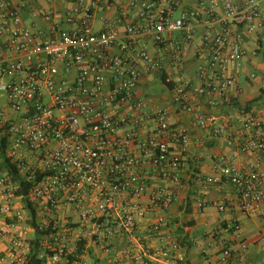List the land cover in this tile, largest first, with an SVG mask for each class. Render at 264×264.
<instances>
[{"label": "built area", "instance_id": "built-area-1", "mask_svg": "<svg viewBox=\"0 0 264 264\" xmlns=\"http://www.w3.org/2000/svg\"><path fill=\"white\" fill-rule=\"evenodd\" d=\"M73 1L65 16L73 27L60 28L48 13L47 32L24 22L22 10L32 8L33 0H0V141L8 139L6 157L18 174L15 181L0 161V238H9L0 264H26L34 256L39 264H86L79 257L89 248L115 255L118 264H173L183 244L167 232L166 213L184 189L191 136L171 121L169 108L138 95L145 73L164 71L139 41L150 36L163 48L168 34L182 33L172 54L181 65L186 45L202 32L197 51L206 56L197 70L199 84H177L172 102L200 129L226 135L234 146L202 100L215 96V105H230L236 68L250 52L264 58V0H140L139 20L123 35L116 24L97 32L94 6ZM234 122L243 130L240 153L255 160L243 164L240 154L219 155L212 176L192 178L204 190L230 185L240 211L258 215L264 226V117L244 114ZM23 189L26 194L18 196ZM18 200L28 217L25 208L15 209ZM205 206L197 200L199 211ZM157 212L143 238L148 216ZM8 217L34 223L40 253L27 251L30 228H8ZM118 238L131 247L117 251ZM205 238L219 252L207 253L201 264H239L248 251L246 242L231 237ZM258 244L264 247V228Z\"/></svg>", "mask_w": 264, "mask_h": 264}, {"label": "crops", "instance_id": "crops-1", "mask_svg": "<svg viewBox=\"0 0 264 264\" xmlns=\"http://www.w3.org/2000/svg\"><path fill=\"white\" fill-rule=\"evenodd\" d=\"M86 3L93 5L95 18L93 27L102 31L111 24L118 26L119 32L123 35L127 26L137 23L140 13V0H86ZM192 0H183L184 5H190ZM32 8L22 10V16L26 25L38 24L47 32H50V23L44 19V15L53 14V22L60 28L70 30L73 26L66 23L65 16L69 10L75 6L73 0H60L52 2L49 0H33ZM175 14H178L175 13ZM175 16V15H174ZM182 33H170L167 35V45L157 48L150 36H143L139 41V47H144L147 51L159 59L164 65L162 74L145 73L141 80L138 95L156 106L169 108L171 121L174 124L183 125L188 128L191 136V143L187 154L183 158L184 189L180 192L179 198L166 213L169 221L168 233H171L182 244L183 248L178 254V260L173 264H201L205 255L212 254L217 257L219 247L213 245L210 239L213 235L221 234L223 237H231L248 244V251L239 264H264V247L258 244V240L263 234V224L258 215L243 214L233 199V191L230 185H220L209 190H204L192 178L194 175L212 176L214 158L219 155L240 154L239 161L247 164L255 160L254 155L245 156L240 153L238 144L243 136V130L237 128L234 119L244 114H255L264 117V107L258 108V100L264 94V85L259 86L258 95L250 97V90L254 89L255 78L252 74L254 70L253 62L259 56L250 52L244 59L242 65L236 68L238 81L232 93V103L225 106H217L215 96L202 100L205 111L208 114L220 118L228 134H232L235 145L230 146L226 135L215 136L211 129L202 130L196 122L188 115L180 113L172 102L173 88L179 83H189L196 88L199 84L197 70L199 65L205 61L206 51L202 53L197 50L202 41V32H198L196 39L186 45L182 64H177L172 57L175 42L181 40ZM247 49L252 51L251 45ZM117 51L118 49H114ZM132 54V52H130ZM264 61V58H263ZM143 67L142 63H140ZM166 77L172 87L165 85L160 92L157 88V79ZM264 82V77L261 79ZM264 84V83H263ZM262 111H261V110ZM231 118V119H230ZM1 161V158H0ZM264 168V164H263ZM202 198L206 203L205 208L199 211L197 200ZM24 203L16 201L15 209L23 210ZM25 208L26 217H28ZM161 213L148 216L141 236L146 237V230L149 225L156 220ZM16 224L17 228L24 231L30 228L31 231L25 235L27 239V251L33 255L40 253L41 238L33 231L34 223L30 219L18 221L13 217H8L3 225L10 228ZM238 230L234 229V225ZM5 227V226H4ZM183 229V234H179V229ZM193 242L200 243V247L193 245ZM9 238H0V254L5 253L8 248ZM158 246L159 239L153 241ZM238 245V242H236ZM114 246L117 251L130 248L131 245L126 239H115ZM236 247V251H238ZM86 264H118L115 255H106L96 248H89L79 257ZM32 264H39L32 261ZM2 264H9L5 261ZM26 264H30L28 261ZM121 264H128L123 261Z\"/></svg>", "mask_w": 264, "mask_h": 264}, {"label": "rangeland", "instance_id": "rangeland-1", "mask_svg": "<svg viewBox=\"0 0 264 264\" xmlns=\"http://www.w3.org/2000/svg\"><path fill=\"white\" fill-rule=\"evenodd\" d=\"M175 17H178V14H175ZM253 66L255 67L254 70H252V74L254 76H256L255 78V86H254V89L250 90V97L251 96H257L259 93H258V90H259V86L261 85H264L263 81L261 80L263 77H264V61H263V56L260 55L257 59H255V61L253 62ZM157 88H158V91H156V89L154 90V92H160L161 90H164L165 88V85H163L162 83V79L161 77H159L157 79ZM0 100L2 102L5 101V94L4 93H0ZM151 101V100H149ZM258 108L260 107H264V94L261 95V98L258 100ZM261 110V109H260ZM262 111V110H261Z\"/></svg>", "mask_w": 264, "mask_h": 264}, {"label": "trees", "instance_id": "trees-1", "mask_svg": "<svg viewBox=\"0 0 264 264\" xmlns=\"http://www.w3.org/2000/svg\"><path fill=\"white\" fill-rule=\"evenodd\" d=\"M163 82L169 86L172 87L170 83L167 82L166 77L162 76ZM8 146V139L6 137L2 138L0 141V158H1V167L3 169H6L10 174L14 176V180L16 181L18 179V174L16 168L10 163L9 159L6 157V149ZM26 194V190L23 189L17 193L18 196H22ZM178 233L181 235L183 234V229H179ZM34 256L33 259L30 261V264H32V261H37ZM38 262V261H37Z\"/></svg>", "mask_w": 264, "mask_h": 264}]
</instances>
